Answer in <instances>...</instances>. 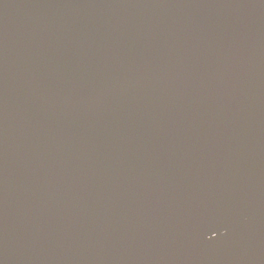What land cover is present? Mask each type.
Listing matches in <instances>:
<instances>
[{"label": "water", "instance_id": "obj_1", "mask_svg": "<svg viewBox=\"0 0 264 264\" xmlns=\"http://www.w3.org/2000/svg\"><path fill=\"white\" fill-rule=\"evenodd\" d=\"M0 264H264V0H0Z\"/></svg>", "mask_w": 264, "mask_h": 264}]
</instances>
